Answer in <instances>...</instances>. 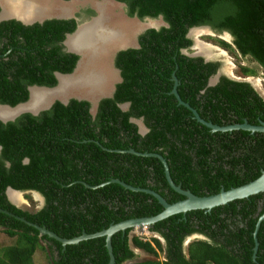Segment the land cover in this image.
Listing matches in <instances>:
<instances>
[{
    "label": "trees",
    "instance_id": "16d2710c",
    "mask_svg": "<svg viewBox=\"0 0 264 264\" xmlns=\"http://www.w3.org/2000/svg\"><path fill=\"white\" fill-rule=\"evenodd\" d=\"M116 1L126 5L129 16L160 17L165 26L145 30L138 36L137 49L117 54L123 79L113 97L101 100L94 113L89 101L71 98L66 105L54 101L37 116L24 113L12 122L0 121V210L12 215L0 212V233L12 239L0 247V264H37L34 257L39 251L48 264H108L105 237L62 247L17 217L72 239L163 210L153 196L125 189L112 179L154 191L169 204L183 200L169 187L160 160L143 154L161 156L173 183H181L196 196L247 184L264 170V133L212 132L172 93L175 77L179 98L217 126L264 123V98L250 83L221 75L214 86H207L219 62L183 54L193 45L189 30L208 26L216 35L227 32L230 42H216L251 59L264 74V0ZM71 30L63 21L32 26L0 22V105L24 103L27 86H54L52 71L74 69L77 56L57 54L58 41ZM239 71L243 77L256 73L244 66ZM124 104H129L126 110L120 108ZM140 119L144 134L135 123ZM8 187L37 192L44 205L31 211L16 207L7 199ZM258 198L264 194L248 199L249 204ZM248 200L241 203L247 205ZM234 205L222 210L231 216L241 214L254 231L256 218L250 215L255 208L239 211ZM184 222V216L166 218L148 227L165 241V261H138L133 250L157 258L164 250L159 239L130 236V228L119 232L114 243L111 237L114 264H264V227L257 233L262 244L254 263L253 238L247 230L220 247L199 248L192 262L187 261L179 247L187 228ZM232 244L242 259L228 254Z\"/></svg>",
    "mask_w": 264,
    "mask_h": 264
},
{
    "label": "flooded vegetation",
    "instance_id": "af4514ba",
    "mask_svg": "<svg viewBox=\"0 0 264 264\" xmlns=\"http://www.w3.org/2000/svg\"><path fill=\"white\" fill-rule=\"evenodd\" d=\"M54 1V4L58 5H53V8L51 5L50 8V5L46 4L45 0H0V4L3 6V16H17L12 19L2 20L1 22L13 20L24 26H32L34 24H43L46 21H63L66 22L67 25H71V32H64L63 39L57 43V54L63 57L66 55H74L78 57L74 69L70 73L52 71L56 80L54 86L29 85L27 86V91L28 95H31V98L28 103L20 105L15 109L0 108V118L2 119L12 117L11 115H8V110L19 109V112H35L37 105H32V103H37L33 100L34 95H36V97L37 95H41L40 98H38V104L40 106L37 108L39 109L44 107L48 101H51L54 98L64 99L71 97L76 99V96L68 95H85L89 98L86 99V101H89L91 104L90 111L94 113L97 109L98 103L105 98H112L116 86L122 82V71H120L115 61L117 54L122 50L138 48L137 39L143 32L136 35L135 41H133L134 38L128 39V36L125 38L121 29L109 27L110 24L105 17L102 4H97L96 7L90 5H82L80 7L77 5L76 7H72L69 6V3L75 1L81 2L84 0ZM112 1L124 5L126 10L125 4L116 0ZM143 20H147V18ZM96 26L98 27L96 28ZM92 27H94L93 30ZM147 29L150 28H146L145 30ZM196 31L197 30L190 32L191 36H188L193 37V35L198 36L202 33H207L202 29L200 32ZM195 47L198 55L204 56L205 58L214 57L212 51H208L205 48L208 46H204V44L196 41ZM201 49H203V54L200 53ZM108 56L112 59L111 65L105 63V57ZM82 98L84 99V97ZM94 98L96 100L98 99L95 106L90 101ZM127 105L128 108L129 104ZM5 112L6 114H2ZM140 120L142 121V119ZM175 186L184 192H190L193 194L190 189L183 188L181 183L175 184ZM10 191L11 190L8 192V197ZM245 204L241 202L236 203V205H234L235 210L237 208V210L240 211L243 207H249L250 210L255 208L254 213L250 215L252 218H256L254 231H250L249 226H247L248 222L243 221L241 214L232 216L230 214L227 215L226 212L222 210L224 207L221 209L219 208L220 212L215 209L208 212L187 215V217H190L189 219L184 216V224H186L187 228L186 231L182 232L183 239L180 241L179 245L184 258L187 261H191L198 255L199 248L206 249L205 247H211L214 244L216 248L220 247L221 242H232V240H236L237 234L242 233L243 230H247L252 234L253 238V252L250 258L251 262L254 263L257 257V250L259 249L260 244H262L257 239V233L261 227H264V198H258L255 204H249V200L248 204ZM213 215L216 217L220 216L221 220L218 218L216 219L215 217L212 218ZM147 233L149 238H157L160 240L164 250L159 255V258L161 256V261L167 260V251L165 250L166 245L163 238H161L156 232H149L147 230ZM232 246L233 247H231V251L228 254L236 255L239 259H242L243 255L237 253V246L233 244Z\"/></svg>",
    "mask_w": 264,
    "mask_h": 264
},
{
    "label": "water",
    "instance_id": "95a60500",
    "mask_svg": "<svg viewBox=\"0 0 264 264\" xmlns=\"http://www.w3.org/2000/svg\"><path fill=\"white\" fill-rule=\"evenodd\" d=\"M0 22L2 20H6V19H12L14 17H17L16 15H12V16H3V6L0 4ZM160 18V17H159ZM28 23V22H25ZM30 24V23H29ZM32 24V23H31ZM155 28V27H153ZM156 29V28H155ZM204 30L207 33H213L210 29V27L208 26H200V27H195V28H191L189 30L188 35H190V32H193L195 30ZM223 35L228 38V40H231V36L227 33V32H223ZM191 36V35H190ZM229 40V42H230ZM196 56H200V55H196ZM196 56H192V57H196ZM204 59V62H209V60H211V58L207 59L204 56H200ZM220 77V72L217 71V73L213 76H211L208 80L207 86H214ZM234 80V78H232ZM238 81H240L239 79H236ZM173 81H174V87L172 89V93L173 95L176 97L177 101L181 104L184 105L186 108H188L191 113L193 114V117L202 125H204L205 127L209 128L212 132H230L233 130H243V131H248L251 133L254 132H258V133H264V123L261 122L259 125H250L246 122H243L242 124H233V125H228V126H217L214 124H211L209 122L204 121L203 119H201L199 117V115L197 114V112L190 108L187 104H185L180 98L179 95L177 94L176 91V86H177V79L175 77H173ZM77 100H85L83 99L81 96H76ZM31 98V95H29L28 100L24 103H20L17 104L16 106H8V105H0V108H7V109H15L20 105H24L26 103L29 102ZM71 98V97H70ZM69 97L64 98V99H60V98H54L52 99L49 103L46 104V106L38 109L35 112H31V111H21L18 114L6 118V119H2L0 118V121L2 123H7V122H12L14 121L18 116H20L21 114L24 113H29L33 116H37L38 114H40V112L47 110L51 107V105L53 104L54 101L58 100L61 103H63L64 105H66L68 103V101L70 100ZM98 100V99H97ZM95 98L91 99L90 101L93 103V105L95 106L96 101ZM127 104H124L122 106H120V108L122 110H125L127 108ZM132 122H135L134 120H132ZM135 123H137V125L139 126V130L141 134H144L147 130L145 128V126L142 124V121H136ZM133 152V151H132ZM144 156H149V157H157L160 162L163 165L164 168V173H165V177L166 180L168 182V184L170 185V187L178 192L179 194H181L182 196H184L183 200L177 201L175 203L169 204L165 201V199L163 197H161L159 194L155 193L154 191H151L149 189H141V188H137V187H132L129 186L117 179H112L110 182L112 183H118L121 186H123L125 189H128L130 191L133 192H143L146 194H149L151 196H153L155 199H157V201L159 202V204L163 207V210L158 213L155 216H151V217H142V218H133V219H128L116 224H112L110 225L107 229H104L100 232L94 233V234H86L83 233L82 235L78 236V237H74L72 239H63L58 237L57 235H55L53 232L47 230L44 227H39L35 224H31L29 222H27L26 220H24L23 218H19L17 217L20 221L25 222L26 224L34 227L35 229L38 230V232L40 233V235H46L49 238H52L56 241H58L62 247H65L66 245H71V244H78L81 241H85V240H90V239H94V238H98V237H105V245L109 254V262L108 264H114L115 260L112 254V247H111V237L114 243L116 234H118L121 231H125L126 229H131V228H138V231L141 233L143 232L144 228H148L149 226L155 224L156 222H159L161 220H164L166 218H172V219H177L186 215H191V214H197V213H202V212H208V211H212L215 209H219L222 207H226L232 204H236L254 197H257L259 195L264 194V170L261 172L260 176L258 178H256L255 180L241 185L239 187H235V188H231L229 190H221L220 192H218L217 194H213V195H208V196H196L191 194L190 192H184L181 189H179L177 186H175V184L173 183V181L171 180L170 174H169V170H168V166L166 161L158 155H153V154H143ZM27 162V161H26ZM9 190L14 191L19 193L20 195L22 194H33L35 195L37 198H40V206L37 209H40L43 205H44V199L43 197L34 191H16L13 190L12 188H7L6 190V196L7 199L17 207V205L12 202L9 197H8V192ZM1 213H5L8 214L10 216H12L10 213L0 210Z\"/></svg>",
    "mask_w": 264,
    "mask_h": 264
},
{
    "label": "rangeland",
    "instance_id": "374dc122",
    "mask_svg": "<svg viewBox=\"0 0 264 264\" xmlns=\"http://www.w3.org/2000/svg\"><path fill=\"white\" fill-rule=\"evenodd\" d=\"M45 3L50 5V8H51V5H52V8H53V5L55 6L58 5V4H54L55 3L54 0H45ZM97 4H100V5L102 4L105 17L107 18V21L110 24L109 27L121 29V32L123 33L125 38H127V36H128V39L134 38L133 41H135L136 35H138L140 32H144L146 28L155 27L156 29H158L161 26H165V23L163 22L161 18L147 19V20L141 21L136 17H132V16L129 17L128 14L126 13L124 5L120 3H115L112 0H103V1L84 0L81 2L75 1V2L69 3V6L76 7L78 5L80 7L82 5H90V6L96 7ZM190 38L193 39V45L191 46L189 50L183 51L186 55L190 57L198 55L195 49L196 41L204 44V46L205 45L208 46L205 48L208 51H212L213 56H214L209 61L219 62L220 67L218 70L220 72V76L224 75L229 78L248 81L255 88V90L264 98V79H263V72L261 68L251 59L243 58L235 51H228L227 49L223 48L221 45H219L216 42L217 39L226 40L227 42H229L230 39L228 40V38H226L223 34L216 35L215 33H212V34L202 33L198 36L193 35V37H190ZM202 52H203V49H201L200 53ZM105 58H106L105 63L107 65L109 64L111 65V61H112L111 57L108 56ZM240 66L254 69L256 70L255 71L256 73L249 75V76H245L246 78H244L239 71ZM68 96H74V97L81 96V97H84L85 100L89 99L85 95H68ZM2 114H6V112ZM12 193L16 195H12ZM26 195H28L29 198H26L25 197ZM9 197L12 201L17 202L15 203L17 207L23 210H28V211L36 210L37 208H39L40 203H41L40 198H37L35 195L30 194V193L20 195L17 192L10 191ZM147 234H148L147 232L140 233L137 230V228H132V231L130 232V236L135 235L139 237H145V239H149ZM11 243H12V239H9L8 237L0 233V247L1 248L4 246L10 245ZM133 250L137 256L136 260L138 261L153 260V259L161 261L162 259L161 256L160 258L159 257L155 258L152 255H149L141 250L134 249V248ZM37 257L36 255L34 257L35 263L48 264V261L44 253L40 251L37 252Z\"/></svg>",
    "mask_w": 264,
    "mask_h": 264
},
{
    "label": "bare ground",
    "instance_id": "6f19581e",
    "mask_svg": "<svg viewBox=\"0 0 264 264\" xmlns=\"http://www.w3.org/2000/svg\"><path fill=\"white\" fill-rule=\"evenodd\" d=\"M98 26H96V28H97ZM94 29V27H92V30ZM196 32H200V30H197ZM203 54V53H202ZM40 96L41 95H37V97H36V95H34L33 96V100H34V102L36 101L37 103H32V105H37L36 106V111L39 109V108H37L38 106H40L39 104H38V98H40ZM33 102V101H32ZM50 101H48V103H49ZM19 109H16V110H8V115H11V116H14V115H16L17 113H19ZM12 195H16V194H14V193H12ZM12 202H14V203H17L16 201H12Z\"/></svg>",
    "mask_w": 264,
    "mask_h": 264
},
{
    "label": "clouds",
    "instance_id": "9594fccd",
    "mask_svg": "<svg viewBox=\"0 0 264 264\" xmlns=\"http://www.w3.org/2000/svg\"><path fill=\"white\" fill-rule=\"evenodd\" d=\"M185 51V50H184ZM196 57H200V56H196ZM210 62V61H209ZM264 75V74H263ZM244 78H246V77H244ZM232 79V78H231ZM264 79V78H263ZM235 81H238V80H236V79H234ZM240 80V79H239ZM247 82V83H249L248 81H245V80H240V82ZM228 126V125H227ZM150 227V226H149ZM136 228V227H135ZM132 229V228H131ZM137 230H138V228H137ZM147 230H148V228H144V230H143V232L142 233H145V232H147Z\"/></svg>",
    "mask_w": 264,
    "mask_h": 264
}]
</instances>
